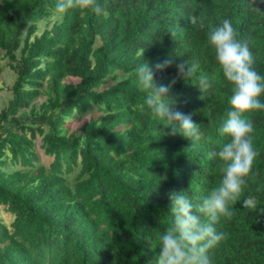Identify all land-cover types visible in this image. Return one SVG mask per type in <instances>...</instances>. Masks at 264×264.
<instances>
[{"label": "trees", "instance_id": "16d2710c", "mask_svg": "<svg viewBox=\"0 0 264 264\" xmlns=\"http://www.w3.org/2000/svg\"><path fill=\"white\" fill-rule=\"evenodd\" d=\"M100 2L104 15L74 8L56 19V0H0V73L13 78L0 86V214L9 219L0 216V264H156L171 221L168 192L195 203L221 175L207 153L224 142L217 128L232 93L209 30L230 19L250 37L264 76V4ZM168 57L174 64L156 73L158 83L176 76L175 62L198 65L173 97L201 124L199 141L168 135L167 122L143 106L136 67ZM247 118L257 156L233 215L217 225L225 238L211 250L215 264H264V110ZM248 195L256 202L243 208Z\"/></svg>", "mask_w": 264, "mask_h": 264}, {"label": "clouds", "instance_id": "9594fccd", "mask_svg": "<svg viewBox=\"0 0 264 264\" xmlns=\"http://www.w3.org/2000/svg\"><path fill=\"white\" fill-rule=\"evenodd\" d=\"M251 9L259 11L258 5L264 0H248ZM79 8L97 15L106 14L100 0H56L53 14L61 16L69 10ZM189 22L197 24L196 17ZM203 28V21H200ZM218 69L224 80L231 86V97L223 113L217 132L225 138L219 147L207 153L208 160H214L220 172V179L198 202H193L185 191L172 189L168 192L170 201L169 225L159 235V252L156 264H215L211 255L225 238V233L217 229L222 219L233 215L230 205L238 201L246 184L253 162L257 156L251 134L254 129L247 114L264 110V76L254 67L253 53L249 47L250 37L243 39L230 19H223L211 28L207 36ZM171 57L157 59L154 63L143 62L135 69L138 87L145 93L143 106L155 117L167 122L168 135L177 134L191 142L199 141L204 132L201 124L193 121L191 114L175 109L173 97L177 80L190 78L198 65L187 60L175 62L176 76L169 83H158L156 73L172 67ZM202 86L207 85L201 78ZM242 207L254 206L255 198L248 195Z\"/></svg>", "mask_w": 264, "mask_h": 264}, {"label": "rangeland", "instance_id": "374dc122", "mask_svg": "<svg viewBox=\"0 0 264 264\" xmlns=\"http://www.w3.org/2000/svg\"><path fill=\"white\" fill-rule=\"evenodd\" d=\"M56 19H59L60 17H55ZM46 21L45 22H42V23H39V32H41L44 28V25H45ZM4 64V61L1 60L0 58V67H2V65ZM5 81L7 84L11 83L13 81V78H12V75L11 73H9L7 71V69H4L1 73H0V86H2V82ZM7 100V96L6 94H3V93H0V108L2 105L5 104ZM82 122V121H81ZM70 127H76V124L75 123H70L69 124ZM70 179V178H69ZM1 218L4 220V222L6 224H8L9 222V219L7 218L6 215H4L3 213L0 214Z\"/></svg>", "mask_w": 264, "mask_h": 264}]
</instances>
